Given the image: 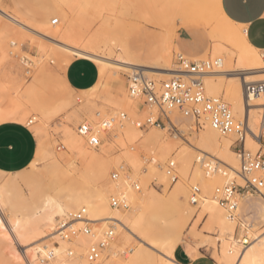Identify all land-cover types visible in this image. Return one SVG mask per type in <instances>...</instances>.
<instances>
[{"label": "bare ground", "instance_id": "obj_1", "mask_svg": "<svg viewBox=\"0 0 264 264\" xmlns=\"http://www.w3.org/2000/svg\"><path fill=\"white\" fill-rule=\"evenodd\" d=\"M59 1L61 0H54L55 3ZM62 1L68 2V0ZM157 1L160 2V0H154V4ZM73 3L79 12V18L72 21L68 29L60 32L62 35L58 37L61 39L56 40L53 38L57 41V49H64V53L61 51L62 49L57 50L56 47L55 49L52 47L49 50V54L47 53L46 62L44 60L35 61L33 58L31 59L37 64L40 61L41 63L44 62V65L49 68L57 66L65 70L74 60V55L99 64V82L93 88L81 91L85 93V107L82 109L78 108L72 113L85 120L94 133L101 137L103 136V128L100 125L102 119L100 117L102 114L109 117L107 109L114 107L112 109L114 114L119 109L127 111L129 116L127 115L126 118L134 123L133 117L138 116L139 105L145 106L140 99V104H138L139 102L137 103L135 97L129 94H124L122 97L121 92L123 89L120 82L115 91L117 101L107 103V106L103 108H95L92 99L100 88L102 86H106V88L112 87L115 82H119L120 78L115 75L116 71L142 69L146 74L171 76L176 69L169 66L168 62L171 59L167 51L163 52L152 63H142L138 62L133 50H130L126 45H123L124 50L114 57L112 54L114 49L108 44L98 47L94 45L92 40L85 44L84 38L88 29L85 30L83 18L85 15H98L103 9H106V5L103 0H74ZM172 3L175 6H182V0H173ZM200 4H197L199 9H196L190 16L193 19L204 18L210 24L212 22L215 23L213 24L215 27L213 26L214 35L212 37L214 43L211 46L212 53L219 55V57L228 55L227 48L229 47L224 44L226 42L231 47L230 49L233 52L231 53V60L234 61V66L229 63L227 65V59H225V63L223 62L225 68L223 67L224 65L221 67L224 69L220 68L221 70H216L205 76L207 78V91L209 94H223L228 98L236 114L239 116L244 115L248 120L249 127L255 132L256 124L259 125L257 122L262 117L259 111L264 110V97L251 96L250 100L247 99L244 85L245 83L264 81V65L261 60L262 56L259 54L260 50L250 44L245 30L241 31V28L244 29V27L226 16L221 6V0H209L208 5ZM181 6L178 8L182 11ZM212 6L217 10L218 19L211 11ZM178 8L176 12L179 11ZM170 11H172V8ZM58 27L57 25L38 26L27 18L11 13L2 5L0 0V123L8 120H17L31 125L38 119L36 115L31 114L25 103L16 96L20 92L22 85L21 74L24 67L29 65L23 58L24 56L18 54L20 41L21 37L26 35V31L49 36L59 33L60 28ZM172 44V39L165 43L167 48H170ZM38 47L43 51L48 49L43 43H38ZM104 50L108 52H104ZM15 57L18 59L16 60ZM193 59L199 60L201 57ZM161 60H164L166 64L157 65ZM2 68H4V72H2ZM111 68H114L115 71L112 70V72ZM114 97L111 98L113 99ZM254 125L255 127L253 128ZM124 132L125 135L122 132L114 135L117 138L116 141H119L125 147L124 152L115 157H105L103 154L92 151L83 135L78 134L71 128H66L64 130V147L73 154H77L78 157L72 159L70 167L66 170L57 169L59 170L57 173H54L56 170L52 171L55 175H53L54 182L50 186L51 191L34 207H25L16 201L20 193L17 180L15 178H6L5 175L8 173L0 171V221H5L3 227H0V233L18 241L23 246V263L125 264L121 259L115 257L118 252L112 251L118 239L121 242L118 247L120 253H124L131 245V239L126 235L123 236L124 231L159 254L160 258L156 259L146 257L145 250L139 247L135 252V259L143 261L142 264H168L169 252H171L172 258L176 261L175 255L182 238H178L176 242L168 240L155 241L152 245L147 244L143 238L137 235L142 222L141 208L147 199V181L145 178H141L140 181L143 186L137 191L133 187L134 182L131 180V174H126L125 170L126 166H129L136 173L141 168L140 155H137V148L142 146L157 152V157L153 156L151 159L150 174L159 176L164 180H167V175L164 165H162L163 161L171 158L170 161L179 164V167L188 173L194 160H196L197 163L193 165L195 166V173L205 185V188L209 187L201 194L199 204L204 207L207 213H212L213 217L220 219L222 224L221 235L233 234L235 230H238V227L241 228V239L233 237L223 241L222 252L226 261L225 264H238V262L239 264H244L245 259L247 264H261V261L264 260V228L250 227L242 221V205L245 202V195L240 194L241 199L237 198V210L229 214L218 198L211 197V190L217 186L215 183L219 181L218 178L215 179L216 175L214 179L212 176L205 178L201 171L204 159L212 158L217 160L219 165H224L229 169V172L226 173V182H230L233 179L238 181V178H240L239 181L244 183H237L240 185L245 184L243 178L237 174L240 160L237 152L232 150V143L229 139H221L220 134L210 127L209 124H205L203 129L201 128L196 140H192L190 137V140H186L188 146L166 140L163 134L157 130L150 132L139 143L136 142L140 140L141 132L136 127L130 126ZM261 133L264 135V131H261ZM124 136L128 138L127 141ZM257 144H259L258 140H254L251 137L247 138L246 147L255 149ZM113 145V143L110 146L106 144L103 152L110 149ZM51 148L49 147L48 149L51 150ZM42 149L44 150V148ZM48 149L47 151H49ZM197 152L202 155L199 156ZM40 153L43 152L41 151ZM49 153L50 151L42 154L43 160L51 156L52 151L51 154ZM79 160L82 161L81 165H79ZM35 162L37 163L34 160L31 165H34ZM120 167H123L120 179H111L110 172L118 170ZM145 169L147 171V168ZM220 170L219 166L218 168L212 167L206 170V173L215 174ZM176 186L182 190L184 195H187L188 189L182 181H177ZM112 195H120L125 198L129 208L113 207L110 202ZM83 209L85 210V220L79 219L69 225H65V227H61V224L67 222L71 215L77 214ZM186 210H192L190 203L186 205ZM87 226L91 228L90 233L85 231ZM111 226L114 228V239L110 244L109 250L98 262H89L87 254L90 246L102 240L105 232ZM176 264L179 263L176 261Z\"/></svg>", "mask_w": 264, "mask_h": 264}, {"label": "rangeland", "instance_id": "obj_2", "mask_svg": "<svg viewBox=\"0 0 264 264\" xmlns=\"http://www.w3.org/2000/svg\"><path fill=\"white\" fill-rule=\"evenodd\" d=\"M73 1L74 0H68V2H64L61 0L55 3L54 0H1L2 5L11 13L27 18L38 26L57 25L59 26L58 28L62 30L61 31L59 29V33H56L57 35L52 34L53 36H44L26 31V35L22 36L20 41V50L18 51V54L24 56L23 58L29 63V65L24 67V70L21 74V78L23 79H21L22 85L20 92L16 94V96H18L25 103L26 107L30 109L31 114L38 117L35 123L30 125L37 138L38 156L35 158L37 163L35 162L34 165H30L25 170L15 174L8 173L5 175V177L15 178L17 180L20 193L16 198V201L25 207H34L40 203L44 199V196L49 191H51L50 186L54 182V173H57V171L60 169L61 171L63 169L66 170L70 167L72 159L78 157L77 154H73L69 150L65 149L64 130L66 128H71L80 134L78 132L79 125L86 123L85 120L72 113L78 108L82 109L85 107V93L70 89L66 86L64 81V68H59L57 66L49 68L44 65V62H46L47 53L49 54V50H51L52 47H54V49L55 47L56 49L58 48V45H56V40H59L60 37L58 36L62 35L60 32L68 29L71 22L79 18V12ZM172 1L173 0H160V2L157 1L158 4L157 2L154 4V0H103L106 5V9H103L98 15H85L83 18L85 30L88 29L84 38V43L86 44L92 40L94 45L98 47L108 44V46L114 49L112 54L115 57L124 50L123 45L128 46L130 50H132V46H134L135 48L142 49L144 52H146L147 49L149 51L155 50L163 46V44L165 45L169 39H172L173 44L171 47L167 48L165 45L163 52L167 51L171 59V61H169L170 63L168 62V64L170 67L175 68V54L177 52L186 53L178 49L177 45L181 40H193V36L187 30L186 26L193 25L196 30L198 40L209 43V40L212 39L213 45L214 41L212 36L214 35L215 27L213 24L215 23L212 22L210 24L204 18H200V20L198 17L197 20L196 18L193 19V17L190 16L191 13L196 11V9H199V6L197 5L198 3L208 5L209 0H182V6L180 5L183 9L182 11L181 9L179 10L180 6H175ZM171 8L172 11H170ZM177 8L179 11L176 12ZM211 11L218 19V13L214 6L211 7ZM55 19H58L57 24H53ZM50 36L52 37L50 38ZM38 43H43L45 47L47 46V51L39 49ZM224 44L229 47L227 48L229 53L225 57L222 55L223 62L225 63V59H227V65L229 63L234 66V61L231 60V53H233L230 49L231 47L226 42H224ZM61 49L62 48L57 50ZM63 50L64 49L61 51L63 52ZM104 52L108 51L104 50ZM65 53L67 54L66 51ZM68 53L71 54L70 52ZM259 54L262 56L261 51ZM216 57H219V55L213 54L210 49L209 52L201 57V59H214ZM31 58H33L35 61L44 60V62L41 63L40 61V63L38 62L37 64ZM75 58L81 57L74 55V59ZM15 59L17 60L18 58L15 57ZM137 60L138 62L142 63H152L154 61H151L147 58H143L145 61L140 60L139 58H137ZM261 60L264 65L263 58ZM224 63V66H222L225 68ZM165 64L166 63L164 60H161L157 63L159 66ZM21 65L24 66L23 64ZM112 70L115 71L114 68H111V71ZM2 72H4V68H2ZM131 72L132 71L130 70H123L121 72L116 71L115 75L120 78L119 82H115L114 86L112 87L110 86L106 88V86H102L100 88L99 92L92 99L95 108H103L107 106V103L117 101L115 91L120 82L123 89L121 96L123 97L124 94H129L128 75ZM147 75L155 78L156 80H166L171 77L157 76L150 73H147ZM205 78L204 83L207 94L210 96L223 97V99L231 105L236 117H244V115L239 116L236 114L232 103L223 94H209L206 84L207 78ZM111 97L114 98L112 99ZM109 100H111V102H109ZM135 100L137 103L139 102V99L135 98ZM69 101H71V104L67 103ZM138 104H140V102ZM113 108L114 107H110V109H107V111L109 112V117H116L115 126L112 129H106L102 125L101 120L100 125L103 128V136L99 137L97 134H95L100 139V145L98 147H91L89 145L92 151L103 154L105 157H115L124 152L125 147H123L119 141H116L117 138L114 137V135L120 132L124 134V131H126L130 126L136 127L141 132L140 140L136 143H139L141 140H143L144 137H146L150 132L157 130L163 134V137L166 140L175 141L181 143L183 146H188L187 141L190 139L196 140L199 133L201 132V128L196 127L193 121L188 118L181 117L178 112H173L176 113L174 124L177 125L179 129L176 133L173 130L159 126H149L143 129L139 128L135 122L137 120H142L148 114V106L139 105V110L137 111L138 116L133 117L134 123L126 118L128 115L127 111L119 109L121 111L118 110L115 112L116 114H114V112H112ZM259 112V114L262 115L263 110H260ZM173 113L171 114L172 119ZM121 114H125L126 116L123 120H121ZM156 115H158V113H156ZM104 117H107V115L102 114L100 118ZM257 123H259V125L256 124L257 126L254 129L256 133L259 132L261 120H259ZM254 127L255 125L253 128ZM124 137L127 141L128 138L126 136ZM220 137L221 139L227 138L231 143H233V138L231 137H223L221 135ZM105 143L108 146H110L112 143L114 145L111 146L107 151L103 152L106 145ZM47 147L52 148L49 150ZM259 147L260 144H257L255 149H251L249 147L247 148L256 151ZM42 148H44V150L46 149V151H44ZM231 148L233 151H235L233 147ZM47 149L50 151L49 154H51V151L52 154L43 160L42 154L49 152ZM137 149V155H140L139 159L141 162V168L139 167L140 169L136 171V173L129 166H126L125 170L126 174H131L132 182L139 185V189H136L133 186L135 190L138 191L142 188L143 185L140 181L141 178H145L147 181V199L141 208L142 222L139 226V232H137V235L143 238L147 244L152 245L155 243V241L161 242L168 240L170 242H176L178 238H182L181 243L184 241H192L197 247L201 246L202 253L210 257L217 264H225L226 261L223 258L222 252L223 241H225V239H232L233 237L241 239V228L238 227V230H235L233 234H225L223 236L221 235L222 224L220 219L213 217L212 213H207L204 207L199 203L197 205L191 204L189 197L192 186H199L201 189V194L204 192V190L209 189L207 186V188H205V185L198 179L195 173V166L193 165L196 164L197 161L194 160V163L190 167V171L188 173L184 172L179 167V164H176L178 175L177 181H182L188 189L187 195H184L182 190L176 186L177 181L173 183L167 173V180L150 174V167L152 165L151 159L153 156L157 157V152L142 146L138 147ZM41 151L43 153H40ZM197 154L199 156L202 155L200 152H197ZM170 159L171 158H168L166 161H163L165 163L159 161L162 162V165H164V169ZM79 162V165H81L82 161L79 160ZM219 167L221 170H226L229 172V169L226 166L219 165ZM145 168H147V171ZM54 170H56V172H54ZM113 171L115 170L110 172V178ZM201 171L203 173V177L205 178L212 176L214 179L215 175V179L218 178L219 181L215 183L217 186L211 190V197L217 198L215 195V189L217 187L223 186L226 183L227 177L221 172L207 174L204 165L201 166ZM239 179L240 178H238L237 182H240ZM243 183L244 182L242 181L241 184ZM245 190L248 192H244L243 189L238 188L239 194L236 195L238 199H241L240 194L245 195V204L243 203L242 205V221L250 227H259L260 229L264 228V197L261 196L259 192L249 188H246ZM188 203L192 205L191 211L186 210V205ZM124 235L131 239V245L124 253H120L118 251V247L121 245V242L118 239L112 251H117L118 255L115 257L121 259L125 264H142L143 261L135 259V252L139 247H142L145 250L146 257H152L155 259L160 258L159 254L154 249L143 244L134 236H131L125 231L123 232V236ZM20 249L21 248L9 242L5 237L0 236V264H18L17 256L20 252Z\"/></svg>", "mask_w": 264, "mask_h": 264}, {"label": "built area", "instance_id": "obj_3", "mask_svg": "<svg viewBox=\"0 0 264 264\" xmlns=\"http://www.w3.org/2000/svg\"><path fill=\"white\" fill-rule=\"evenodd\" d=\"M58 19L53 21L57 24ZM262 58L264 61V50H262ZM175 73L166 80H156L148 76L142 69L133 70L128 75V92L132 97L141 100L142 104L148 106L149 112L142 119L137 120L136 125L143 129L149 126H159L173 130L177 133L178 126L171 119L173 112H178L181 117L188 118L195 123L198 128H203L205 124H209L223 137L233 138L232 147L239 156L240 167L237 174L245 181L244 185L237 183L236 179L226 182L223 186L215 189V195L219 202L224 206L229 214L234 213L238 208L237 194L238 188H249L259 192L264 197V110L261 117L259 133L256 134L248 125V120L244 116L238 118L235 116L231 105L226 102L223 97L209 96L206 92L204 78L207 74L219 70L223 65V58L216 57L214 59L195 60L183 52L175 54ZM245 94L250 100L251 96L264 97V81L245 83ZM158 113V115H156ZM125 114L121 115V120L125 118ZM102 125L106 129H112L116 124L113 117H104L101 119ZM86 127L87 131L81 129ZM78 132L83 135L91 147H98L100 139L95 135L92 128L82 123L78 127ZM248 136L254 140H258L260 147L254 151L246 147ZM97 142H93V140ZM203 165L206 170L218 168V161L212 158L204 159ZM123 167L115 170L111 174L113 180L121 177ZM165 171L174 183L178 180L176 164L169 161L165 166ZM227 177L226 170H220ZM219 171V172H220ZM139 189V185H133ZM195 194V198L193 197ZM190 202L193 205L199 203L201 199V189L195 185L191 187ZM111 205L117 208H129V204L125 198L120 195H112L110 198ZM85 210L79 211L77 214L71 215L67 222L61 224V227L70 223L84 219ZM86 233L91 232L89 226L85 229ZM114 239L113 226L105 232V236L98 243L92 244L89 248L87 259L91 263L98 262L109 250L110 244ZM23 264H30L25 262Z\"/></svg>", "mask_w": 264, "mask_h": 264}, {"label": "crops", "instance_id": "obj_4", "mask_svg": "<svg viewBox=\"0 0 264 264\" xmlns=\"http://www.w3.org/2000/svg\"><path fill=\"white\" fill-rule=\"evenodd\" d=\"M221 6L229 19L244 27L250 44L260 51L264 50V0H221ZM186 28L193 36V40H181L177 48L192 58L204 56L211 49L212 39L209 40L210 44L206 41H199L193 25H187ZM164 48L163 44L155 50L147 49L144 52L142 49L132 46L137 58L140 60L147 58L151 61L158 59ZM99 80L98 64L86 58H75L65 70L66 86L76 91L89 90L96 86ZM67 103L71 104V101ZM175 117L176 113H173V122ZM36 155L37 138L29 124L17 120L0 123V171L11 174L21 172L31 165ZM0 236L21 248L17 261L18 264H23V246L4 234L0 233ZM201 249L202 247H197L194 242L185 241L179 245L175 255L176 261L179 264H217L202 253Z\"/></svg>", "mask_w": 264, "mask_h": 264}, {"label": "snow or ice", "instance_id": "obj_5", "mask_svg": "<svg viewBox=\"0 0 264 264\" xmlns=\"http://www.w3.org/2000/svg\"><path fill=\"white\" fill-rule=\"evenodd\" d=\"M241 31L243 32L244 29L241 28ZM81 130L82 131H87V128L84 127ZM93 142L95 143L97 141H95V139H94ZM193 197L195 198V194H193ZM4 223H5V221H0V227H3ZM189 255H191V253H189ZM168 264H176V261L172 258L171 252H169V254H168ZM238 264H239V262H238ZM244 264H247V260L246 259L244 260ZM261 264H264V260L261 261Z\"/></svg>", "mask_w": 264, "mask_h": 264}]
</instances>
